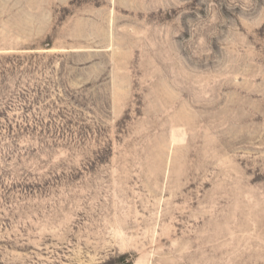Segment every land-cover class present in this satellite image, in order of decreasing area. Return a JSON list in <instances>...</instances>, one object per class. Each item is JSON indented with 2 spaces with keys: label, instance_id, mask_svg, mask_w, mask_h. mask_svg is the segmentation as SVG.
Returning <instances> with one entry per match:
<instances>
[{
  "label": "rangeland",
  "instance_id": "rangeland-1",
  "mask_svg": "<svg viewBox=\"0 0 264 264\" xmlns=\"http://www.w3.org/2000/svg\"><path fill=\"white\" fill-rule=\"evenodd\" d=\"M0 264H264V0H0Z\"/></svg>",
  "mask_w": 264,
  "mask_h": 264
}]
</instances>
